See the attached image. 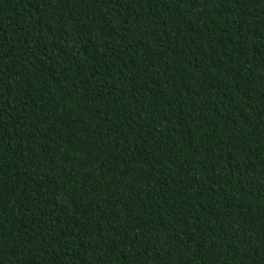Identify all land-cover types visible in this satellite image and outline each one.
Wrapping results in <instances>:
<instances>
[{"label":"trees","instance_id":"16d2710c","mask_svg":"<svg viewBox=\"0 0 264 264\" xmlns=\"http://www.w3.org/2000/svg\"><path fill=\"white\" fill-rule=\"evenodd\" d=\"M0 264H264V0H0Z\"/></svg>","mask_w":264,"mask_h":264}]
</instances>
